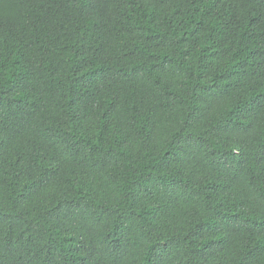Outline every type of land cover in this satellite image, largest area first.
<instances>
[{
  "label": "trees",
  "instance_id": "obj_1",
  "mask_svg": "<svg viewBox=\"0 0 264 264\" xmlns=\"http://www.w3.org/2000/svg\"><path fill=\"white\" fill-rule=\"evenodd\" d=\"M0 264H264V0H0Z\"/></svg>",
  "mask_w": 264,
  "mask_h": 264
}]
</instances>
